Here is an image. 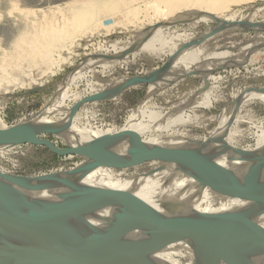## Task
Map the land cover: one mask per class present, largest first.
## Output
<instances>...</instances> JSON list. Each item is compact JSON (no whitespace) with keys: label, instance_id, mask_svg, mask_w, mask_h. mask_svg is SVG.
Wrapping results in <instances>:
<instances>
[{"label":"bare ground","instance_id":"1","mask_svg":"<svg viewBox=\"0 0 264 264\" xmlns=\"http://www.w3.org/2000/svg\"><path fill=\"white\" fill-rule=\"evenodd\" d=\"M104 1L105 3L107 2V0ZM132 1L111 0L104 7L100 8L93 7L94 5L90 6L84 2L85 5L82 4L77 7L78 5L76 4L77 6H73L75 8L69 9L68 12H61L58 15L50 17L48 21L46 20L48 23L45 27H42L40 25L42 23L40 22V24L33 22L32 24L29 23L31 25L24 26L25 29L20 31V35L16 36L17 38L15 37L12 44L10 43V49L0 50V59L3 62L4 59L14 58L18 61L19 65L20 60L21 62L22 60H27L30 63H36L39 58L38 61L46 64V68L44 70L41 69V74L38 77H33L32 75V77H29L28 74H25V77L20 78L10 74L12 73L9 68L11 61L0 64V103L7 100L6 94L12 93L15 87L32 88L42 85L46 76L55 72V67H59L61 64L67 62L68 57L73 54L72 47L78 46L81 39L88 41L96 34L109 32L110 26L108 22L103 21L108 15L118 17L116 20L112 19V28L122 26L126 30L131 29L134 32L133 41L126 45L118 46L112 42V47L115 50L113 55L120 54L122 51L132 47V45L137 50H149L152 48L154 42H158L160 46L169 49L170 54L174 55L167 71L158 80L149 85L150 91L165 87L179 78L181 74L189 71L193 75L204 76L206 79H209L213 77L211 75L212 70L230 65L238 66V64H244L252 51L264 50V43H260L264 41V35L260 29L263 28L264 30V20L255 23L259 28L251 25L252 21L245 20L244 17L241 19L236 17L237 9L241 8L244 3L252 0H148L144 3L143 8H139L137 5L134 6ZM259 1L261 7H264V0ZM64 9L67 11L66 6ZM151 11L152 13H150ZM46 14H49V12ZM57 20L64 21V24L62 23L63 27L51 24ZM137 23L140 24L138 30L134 28ZM158 24L160 26H157ZM178 25H186L184 32L169 35L167 29ZM197 26H201L202 28L197 29ZM246 29L254 30L255 36L252 37L251 41L242 46L230 48L222 42H216L218 37L221 38L234 32L239 33ZM20 43L30 46H27L29 48L26 46L20 47ZM206 43L211 47V50H200L201 45ZM213 46H217V48L214 49ZM14 49H17L15 54L13 53ZM54 51H56L57 58L54 57ZM118 62V59L89 58V60L81 63L73 73L65 77L60 84L56 97L46 107L44 106L36 115L31 116L32 118L20 123L37 129L62 125L52 135L59 137L66 146L102 137L131 140L139 143V141L144 142L140 140L142 134L148 132L152 140L144 142L146 144L158 143L156 145L180 146L199 152V146L194 145L192 140H178L179 145H176L173 142L170 144L172 140L156 142L154 138L155 132L159 129H171V127L178 124L184 125L187 122L189 123L187 114L185 120L181 116L186 107H193L194 105L210 106L211 101H213L210 95L213 94L210 93L211 90L209 88L200 92L198 91L192 98L188 96L189 98H185L186 103L181 105L180 109L177 111L172 110L167 114L143 108V103L147 97L132 110L123 128L115 132L77 127L75 124L76 114L72 118L67 119L70 106L63 108V101L68 95L65 87H67L69 81H72L85 67L91 68L97 64L106 70L114 67ZM14 65H16V62ZM18 67L20 68V66ZM150 71L152 70L150 69L146 73ZM127 78L121 76L103 80L101 83H97V91L117 89ZM247 91L244 94L242 93L241 96H237L238 98L230 106L224 108L220 116V126L211 137L208 136L209 138L206 137L203 141L205 142L209 139V144L204 152L201 153L204 158L213 161L218 166L238 172L243 170V158L235 152L225 150V146H221L220 142L213 141V143L211 141L213 139L210 140V138L214 137L215 141L222 138L221 132L222 127L225 126L224 123H230L232 119L235 121L236 108L244 102L253 99L264 101V92ZM81 97L83 96L79 95L77 97L75 95L74 100ZM143 119L147 121L144 122ZM260 131L261 133L258 134L257 138V147L250 149V151L259 150L264 147V129ZM229 134L231 135L232 133ZM77 136L80 138H77ZM228 139L230 140L231 137ZM182 143L184 144L182 145ZM125 163L116 161L95 166L89 171L77 175L76 179L80 184L90 189L98 197L105 199L115 208L126 209L147 204L162 211L169 209L191 214L222 217L245 226L264 242V207L256 202L248 192L236 188L211 187L198 184L196 178L190 173L181 172L174 165H165L161 161H151V167L147 168V172L141 176H138L135 172H128L126 168H119L124 167ZM137 170L140 171V169ZM247 185L253 193L258 195L264 204V173ZM44 191L70 197L62 190L54 188H46ZM2 209L10 214L42 223L67 239L73 238L77 233L67 221L37 208L4 206ZM82 211L85 216L96 222L92 212H87L84 207H82ZM136 251L140 259H142L143 264H196L193 253L187 245L174 242L166 235H161L154 240L139 245ZM110 264H130V261L124 255H119Z\"/></svg>","mask_w":264,"mask_h":264},{"label":"water","instance_id":"2","mask_svg":"<svg viewBox=\"0 0 264 264\" xmlns=\"http://www.w3.org/2000/svg\"><path fill=\"white\" fill-rule=\"evenodd\" d=\"M122 57L121 53L99 55V58L108 60H120ZM171 60L159 70L129 76L117 89L81 97L70 106L67 119L72 118L82 106L115 97L125 88L151 85L167 71ZM204 82V87H207L206 77ZM253 90L264 92L262 87ZM231 124L228 123L226 128ZM60 127L62 125L37 129L19 123L0 128V149L31 144L44 146L59 157L77 155L84 159L69 170L36 176L0 170V264H110L119 255H124L130 264H143L136 248L161 235L187 245L196 264H264V242L239 223L217 216L169 209L162 211L147 204L118 209L76 179L77 175L95 166L111 162H126V167L161 161L165 165H174L181 172L190 173L198 184L242 189L264 207L258 195L247 185L264 173V147L250 151L232 146L224 138L216 141L214 137L210 138L243 158V170L238 172L224 169L202 156L209 139L205 142L192 140L199 146L198 152L180 146L107 137L60 147L51 139L40 137L41 134H54ZM46 188L62 190L70 197L45 192ZM4 206L40 209L67 221L77 233L67 239L42 223L6 212L2 209ZM82 207L94 214L96 222L84 215Z\"/></svg>","mask_w":264,"mask_h":264},{"label":"rangeland","instance_id":"3","mask_svg":"<svg viewBox=\"0 0 264 264\" xmlns=\"http://www.w3.org/2000/svg\"><path fill=\"white\" fill-rule=\"evenodd\" d=\"M100 1L101 3H99ZM109 1L111 0H107V2ZM146 1L148 0H133L132 3L134 6L137 5V7L143 8ZM84 2L90 6L94 5L93 7L99 8L104 7L107 3H105L104 0H0V50H7L6 48L11 46L15 37H18L20 31H23L27 25H31L33 22H40L42 24H39L45 27L50 17L58 15L61 12L66 13L69 9L75 8L77 5V7L82 4L85 5ZM97 2L99 3L98 6ZM259 2V0H252L244 3L242 5L243 7L241 6V8L237 9L236 17L238 19L244 17L245 20L252 21V23H250L251 25L259 27L255 23L264 20V7H261V3ZM65 6L67 11L64 9ZM47 11L49 14H46L48 13ZM57 11L58 13H56ZM150 13H152V11ZM116 18L118 17L108 15L107 18L103 19V21H107L110 26L109 32L96 34L88 41L81 39L78 46H73V54L68 57L67 62L61 64L59 67H55V72L48 74L43 80L42 85L32 88L15 87L12 93H7V100L1 101L0 103V128L19 124L21 121H25L32 118L31 116L36 115L38 111L43 109L44 106L46 107L56 97L61 82L67 75L73 73L81 63L89 60V58L99 57V55H113L115 50L112 47V42L118 46L132 42L134 39L133 30H126L122 26L115 28L111 27L112 19L116 20ZM60 21L57 20L51 24L57 27H63L64 21ZM139 25L140 24L137 23L134 28L138 30ZM157 26L160 25L158 24ZM178 26L168 28V34L173 35V33L184 32L186 25ZM198 28L201 29L202 27L197 26V29ZM260 29L264 35L263 28ZM254 36V30L246 29L239 33L234 32L221 38L218 37L216 42H222L230 48H237L251 41ZM208 43L202 44L200 50H211ZM260 43H264V41ZM21 46L27 47L30 45L20 43V47ZM213 47L214 49L217 48V46ZM16 50L14 49V54ZM168 50L169 49L160 46L158 42H154L152 48L149 50H137L134 49L132 45L128 50L129 52H126V50L121 52L123 56L122 59L112 68L104 70L97 64L91 68H83L72 81H69L67 87H65V91L68 95L63 101V108H67L73 105L75 101L79 100V98L74 100L75 95H77V97L79 95L86 96L97 92V83H101L103 80L121 76L129 77L143 75L150 69L156 71L164 68L168 65L169 60L172 59V55ZM54 52V57L57 58L56 51ZM15 60L14 58H10L4 59L2 62V59H0V64L11 61L9 68L12 73H9L20 78L25 77V74H28L29 77H38L41 71L46 68V64L38 61L39 58L36 63H30L27 60H22L21 62L20 60L19 65L17 63L18 61ZM15 62L16 65H14ZM33 64L38 65L32 66ZM18 66H20V68ZM211 75L213 77L208 79L207 87H204V76L193 75V73L189 71L181 74L175 81L160 89L150 91L149 86L145 84L125 88L113 99L100 100L82 106L76 113L77 118L75 124L77 127L115 132L123 128L132 110L147 97L148 98L143 103V108L145 107L146 109L167 114L172 110L177 111L180 109V106L186 103L185 98H192L198 91L200 92L209 88V90H211L210 93L213 94L210 95V98L213 100L210 106L194 105L193 107H186L181 116L185 120L187 114V120L189 121V123H186L187 125L178 124L171 127V129H159L155 132L154 138L156 142L172 140L170 144L173 142V144L175 143L176 145H179L178 140L191 141L194 139L203 142L206 137H211L220 126V116L224 108L230 106L233 101L241 96L242 93H246L247 90L253 91L254 88H264V50H254L244 64L217 68L211 71ZM189 115L193 119L190 118ZM235 115L236 119L234 118L235 121L232 119L230 128L227 129L225 127L229 122L224 123L225 126L222 127L221 132L222 138L225 140L227 139L226 142L232 146L247 150L255 149L257 147L258 134L261 133L260 130L264 129V101L259 99L248 100L236 108ZM143 121L146 122L147 120L143 119ZM229 133H232V136ZM149 134L148 132L142 134L140 140L144 142L151 141L152 139ZM226 135L228 138L231 137V139L229 140ZM40 137L49 138L60 147L66 146L56 135L41 134ZM77 138L80 137L77 136ZM183 144L184 143H182V145ZM220 145L223 146L221 142ZM83 160V158L77 155L59 157L44 146L31 144H21L0 149V170L23 176H36L50 172L69 170L75 165L80 164ZM150 162L151 161L139 164V166L130 165L119 168H126L128 172H135L138 176H141L147 172V168L149 169V167H151ZM137 169H140V171Z\"/></svg>","mask_w":264,"mask_h":264}]
</instances>
